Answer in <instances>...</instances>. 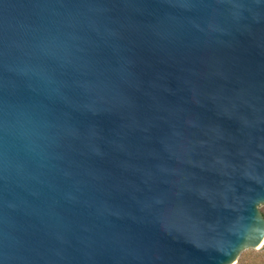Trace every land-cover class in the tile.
Segmentation results:
<instances>
[{
    "label": "water",
    "instance_id": "obj_1",
    "mask_svg": "<svg viewBox=\"0 0 264 264\" xmlns=\"http://www.w3.org/2000/svg\"><path fill=\"white\" fill-rule=\"evenodd\" d=\"M262 205L264 0H0V264H236Z\"/></svg>",
    "mask_w": 264,
    "mask_h": 264
},
{
    "label": "rangeland",
    "instance_id": "obj_2",
    "mask_svg": "<svg viewBox=\"0 0 264 264\" xmlns=\"http://www.w3.org/2000/svg\"><path fill=\"white\" fill-rule=\"evenodd\" d=\"M259 210L264 214V205L260 206ZM236 264H264V245L258 250L243 251L239 255Z\"/></svg>",
    "mask_w": 264,
    "mask_h": 264
},
{
    "label": "trees",
    "instance_id": "obj_3",
    "mask_svg": "<svg viewBox=\"0 0 264 264\" xmlns=\"http://www.w3.org/2000/svg\"><path fill=\"white\" fill-rule=\"evenodd\" d=\"M263 215V217H264V214H262Z\"/></svg>",
    "mask_w": 264,
    "mask_h": 264
}]
</instances>
